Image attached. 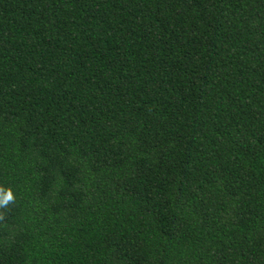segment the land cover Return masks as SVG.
I'll return each instance as SVG.
<instances>
[{
    "label": "trees",
    "instance_id": "16d2710c",
    "mask_svg": "<svg viewBox=\"0 0 264 264\" xmlns=\"http://www.w3.org/2000/svg\"><path fill=\"white\" fill-rule=\"evenodd\" d=\"M0 264H264V0H0Z\"/></svg>",
    "mask_w": 264,
    "mask_h": 264
}]
</instances>
